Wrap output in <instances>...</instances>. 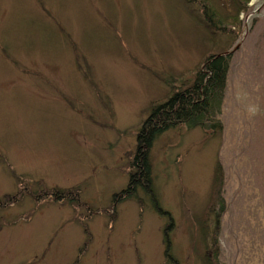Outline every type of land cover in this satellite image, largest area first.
Segmentation results:
<instances>
[{
  "label": "rangeland",
  "instance_id": "obj_1",
  "mask_svg": "<svg viewBox=\"0 0 264 264\" xmlns=\"http://www.w3.org/2000/svg\"><path fill=\"white\" fill-rule=\"evenodd\" d=\"M208 1L218 13L237 8ZM203 8L0 0V199L26 192L0 205V264H74L82 247L79 264H264V155L255 146L264 135V0L247 3L234 38L215 39L233 43L222 134L163 133L150 155L156 200L138 188L143 207L135 197L114 202L154 105L204 59ZM218 164L225 205L215 221L205 213ZM75 188L77 199H43Z\"/></svg>",
  "mask_w": 264,
  "mask_h": 264
},
{
  "label": "trees",
  "instance_id": "obj_2",
  "mask_svg": "<svg viewBox=\"0 0 264 264\" xmlns=\"http://www.w3.org/2000/svg\"><path fill=\"white\" fill-rule=\"evenodd\" d=\"M249 1L250 0H232L233 5H237L234 13H218L212 5L208 4L210 3L208 0H201L204 7V12L202 14L204 16L203 20L207 29L211 32L210 36L207 38L208 49L206 48L204 59L200 63V66L196 68L193 79L190 82H185L180 87L173 86L170 97L162 103L154 105L152 113L143 123L138 133L137 151L130 168L128 187L114 196V202H117V199H120L122 195L124 199L126 197L138 198L136 196L138 188H142L144 192L152 195L153 200H156L153 191L150 155L155 141L163 133L179 126H186L191 129L201 128L210 134H222L223 123L220 116L222 114L223 100L227 87V75L231 61V54L230 52L229 54L227 53L233 46V43L227 38H234L232 35H235L236 32L238 33L240 30L242 25V20L239 19L240 12L248 10L247 3ZM231 19H233V22L229 24ZM219 36H228L226 38L227 41L220 38V43L217 44L215 39L218 40L217 37ZM261 139L263 140L262 136ZM262 143H264V140ZM262 153L264 155V149ZM262 162L264 164V156ZM220 168L219 164L215 167L210 203L205 213V219L212 216L215 221H217L222 214L225 205L222 194L223 184ZM46 192L47 198L43 197V199L54 201L61 200L65 195H70L69 197L75 199L79 196L78 188L69 190L68 192L55 189ZM25 194L26 192H24L23 189H19L14 194L4 195L0 199V205L4 207L6 206L5 204L17 203ZM34 199L38 200L37 198ZM137 200L143 207L142 199L138 198ZM156 203L158 211H163L158 206V202ZM111 219L112 222L116 220L114 212L111 214ZM75 220H77L76 217ZM81 223L83 224V222ZM167 243L169 245V240H167ZM83 250L84 247L80 249V253L74 264H79V260L84 253ZM167 255L170 254L167 252ZM207 260L208 264H213L210 258Z\"/></svg>",
  "mask_w": 264,
  "mask_h": 264
},
{
  "label": "bare ground",
  "instance_id": "obj_3",
  "mask_svg": "<svg viewBox=\"0 0 264 264\" xmlns=\"http://www.w3.org/2000/svg\"><path fill=\"white\" fill-rule=\"evenodd\" d=\"M260 136H262L263 137V140H264V135L262 133H260ZM255 146H257L256 148H257L258 151H262L264 149L263 148L264 143H262V142L257 143Z\"/></svg>",
  "mask_w": 264,
  "mask_h": 264
}]
</instances>
